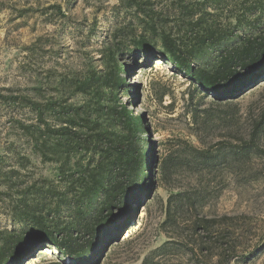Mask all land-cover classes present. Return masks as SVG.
<instances>
[{
    "label": "trees",
    "instance_id": "trees-1",
    "mask_svg": "<svg viewBox=\"0 0 264 264\" xmlns=\"http://www.w3.org/2000/svg\"><path fill=\"white\" fill-rule=\"evenodd\" d=\"M117 1L140 25L138 32L130 27L124 37L126 43L115 28L95 60L54 63L44 74H34L26 90L0 98L16 111L10 122L14 141L7 146L15 164L0 168L5 195L14 187L13 176H21L31 156L51 166L56 177L44 180L41 186H25L13 198L8 196L15 199L14 209L19 210L13 215L24 228L0 230V264H21L25 258L30 262L35 248L44 243L74 264H97L107 246L132 226L137 207L153 188L158 156L144 117L121 102L120 95L130 90L123 78V56L156 52L177 72L220 99L264 74V28L252 36L238 32L239 28L250 30L260 21L264 0ZM162 4L174 8L183 24L178 33L155 15ZM51 8L56 17L67 16L60 5ZM95 25L94 20L91 32ZM190 149L199 168L227 156L212 155L193 145ZM178 165L176 156L172 166ZM202 191L198 187L192 194L170 195L160 227H172L181 220L187 233L166 232L165 241L144 256L141 264H149L153 255L163 253L175 242L191 259L215 257L216 263H229L240 236L233 223L248 217L201 214ZM37 197L54 202L53 209L68 211L65 222L47 220V209L51 208L30 202ZM216 242L219 247L214 256L212 246ZM263 246L264 241L257 242V249Z\"/></svg>",
    "mask_w": 264,
    "mask_h": 264
},
{
    "label": "rangeland",
    "instance_id": "rangeland-1",
    "mask_svg": "<svg viewBox=\"0 0 264 264\" xmlns=\"http://www.w3.org/2000/svg\"><path fill=\"white\" fill-rule=\"evenodd\" d=\"M55 4L61 6L65 18L54 15L51 6ZM163 5L156 8L155 15L178 33L183 24L174 8ZM94 20L96 25L91 32ZM139 26L132 12L120 7L117 0H0V98L26 90L34 74H44L54 63L95 60L115 28L126 43L124 37L130 27L138 32ZM263 28L264 13L250 30L239 28L238 32L252 36ZM123 63V78L130 90L125 89L120 95L121 102L146 120L158 161L153 188L137 207L132 226L107 246L99 262L95 259L97 264H141L144 256L165 241L166 232L186 234L181 220L163 229L160 223L171 194H192L198 187L203 188L201 214L248 217L233 223L240 236L227 264H264V246L257 249V242L264 241V74L230 97L220 99L177 72L167 58L156 52L148 56L126 54ZM1 100L0 168H9L15 164L7 146L14 141L10 122L16 111ZM191 145L212 155L227 156L199 168L191 158ZM176 156L180 165L173 167ZM30 160L21 176H13L14 187L7 196V189L0 184V230L24 228V223L13 215L19 210L14 209L15 199L8 196L13 198L25 186H41L44 180L56 178L52 167L37 156ZM36 201L51 208L47 209V220L65 222L68 211L53 209L54 202L49 204L44 197L30 200ZM218 247L217 242L212 246L214 256ZM26 259L21 264H74L71 259L59 257L56 248L47 243L35 248L30 262ZM211 262L226 264L216 263L215 257L191 259L186 249L175 242L163 253L153 255L149 264Z\"/></svg>",
    "mask_w": 264,
    "mask_h": 264
}]
</instances>
